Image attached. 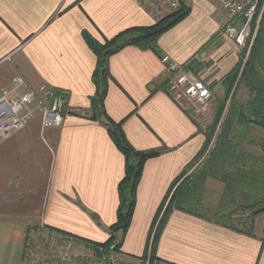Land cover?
I'll return each mask as SVG.
<instances>
[{
    "label": "crops",
    "instance_id": "obj_1",
    "mask_svg": "<svg viewBox=\"0 0 264 264\" xmlns=\"http://www.w3.org/2000/svg\"><path fill=\"white\" fill-rule=\"evenodd\" d=\"M185 1L188 16L158 38L156 52L126 47L108 60L106 116L122 124L135 151L158 153L143 165L133 215L119 236L116 255L121 261L148 255L153 223L186 179L195 183L188 185L189 196H182L187 185L180 186L183 208L171 209L152 264H264L262 218L244 233L214 217L227 189L221 174L234 178L238 166L252 163L224 160V169L210 163L219 168L198 174L207 162L196 159L204 131L191 119L189 108L168 94L163 55L207 86V112L210 103L215 107L224 101L243 61L223 33L227 18L215 0ZM156 22L148 4L134 0H0V96L20 74L30 88L47 86L66 100L60 128L44 129L37 115L23 130L0 141V264L21 263L29 226L68 235L77 244L101 245L110 238L125 164L105 125L91 119L96 58L83 35L102 45ZM257 50L249 65L264 83V48ZM247 91L243 79L229 111L232 118L250 104ZM252 127L226 131L249 147L251 132L257 131Z\"/></svg>",
    "mask_w": 264,
    "mask_h": 264
},
{
    "label": "trees",
    "instance_id": "obj_2",
    "mask_svg": "<svg viewBox=\"0 0 264 264\" xmlns=\"http://www.w3.org/2000/svg\"><path fill=\"white\" fill-rule=\"evenodd\" d=\"M188 14L189 8L182 4L179 10L173 12L165 18L160 19L153 26L125 31L112 40L105 41L102 45L92 39L88 34L85 33L83 35L88 48L96 58L95 69L92 74V80L95 86V94L90 99L91 119L105 125L115 147L123 156L125 164L124 176L118 184L119 206L117 210V222L108 230L110 238L106 243L101 245L80 242L83 245H91L94 248H103L107 251L113 248V251H118L121 242L119 238L121 237V234L124 235L126 232L133 215L136 188L141 177L143 165L148 160L158 156L157 152L142 153L135 151L128 144L124 137L121 129L122 124H115L106 116L103 104L107 92V82L110 79L108 60L111 56L115 55L126 47H137L156 52V43L158 38L182 22L188 16ZM262 40H264V29H260L258 31L255 37L256 42L254 41L256 43L255 47ZM243 79L248 82L249 92L251 95H254V98L250 101L246 111L234 113L235 117L238 114L236 119L232 118L230 113L228 114L226 123L223 127L224 131H222L218 136L217 144L215 145L213 151L207 156L205 160L207 162L199 168L198 174H201L202 170L210 167L214 169L219 168V166L207 165L210 163L218 164L221 166L220 169H224V160L232 159L240 162L247 160L249 163H252L249 167L247 166V168L238 166L236 168L237 173H234V178H229L224 173L221 174V179L224 181L227 189L225 196L219 203V209L216 210L214 216L217 220V223L220 222L227 224L229 225L228 227H234L236 230L238 229L244 233H250L252 225L254 224V217L264 213V154L263 156L261 155L257 157L244 152L242 150L243 144H241L239 135H233L232 137L229 135L230 132L226 131V128H235L239 126L247 127L250 125L264 131V83L260 80V78H258L255 73V69L249 65V62L248 64H245L242 69L241 80ZM230 80V83L232 84L234 80ZM219 116L220 114L217 117ZM217 120H219V118L215 119V121ZM211 131L212 129L209 130V132ZM207 135L208 132L205 131V142L202 150L196 158L197 160L203 156V153L208 146L209 140L207 142ZM258 147L264 153V145ZM241 164L243 165L244 163ZM190 182L189 180L186 181L185 179L180 186L185 185L186 187L187 185L188 187L189 185L190 187V184L193 181L191 183ZM194 183L195 182L192 184ZM180 186L175 191V195H177L171 198L164 210L163 207L161 208L153 223L151 229V233L153 232V238L151 243H149L151 256L150 264H152V259L154 260V253L158 237L169 214L171 213V209L173 207L176 209L183 208L181 206L182 199H180L178 196ZM189 187L187 188V193L185 192V194L182 196H189ZM227 210H230L231 213L239 211L237 216L242 218L245 217L247 223L243 224V221L241 223L236 222L235 218L231 215L224 216V211ZM59 234L63 235L62 233ZM73 240L76 241L75 239Z\"/></svg>",
    "mask_w": 264,
    "mask_h": 264
},
{
    "label": "built area",
    "instance_id": "obj_3",
    "mask_svg": "<svg viewBox=\"0 0 264 264\" xmlns=\"http://www.w3.org/2000/svg\"><path fill=\"white\" fill-rule=\"evenodd\" d=\"M148 4L158 20L165 13L177 9L178 1L134 0ZM219 11L227 18L223 33L233 41L237 50L249 49L257 32L264 29V0H215ZM168 79V94L190 110V117L198 122L207 105L210 92L207 86L190 74L184 67L161 56ZM25 89L24 92H21ZM66 100L63 94L47 86L30 88L20 74L13 76L9 87L0 96V141L8 140L23 130L37 115L44 129H58L64 120ZM48 233L49 238L30 241L23 252L20 264H150V252L144 259L121 261L113 248L109 251L91 245L75 243L70 237L57 232Z\"/></svg>",
    "mask_w": 264,
    "mask_h": 264
},
{
    "label": "rangeland",
    "instance_id": "obj_4",
    "mask_svg": "<svg viewBox=\"0 0 264 264\" xmlns=\"http://www.w3.org/2000/svg\"><path fill=\"white\" fill-rule=\"evenodd\" d=\"M176 1L179 2V4H177V6H176L177 9L174 10V11H171L170 13L163 14L162 16L159 17V19L157 21H159L160 19L165 18V17L169 16L170 14H172L173 12H176L177 10H179L180 7L182 6V4H184V5L187 4L185 0L184 1H182V0H169L170 3H173V2H176ZM254 41H255V38H254V40L252 42V45H251V47L249 49L246 48L245 50H241L240 51V54L243 57L241 70L237 73L238 76L235 78L234 82L231 84V87L228 90L227 96L224 99V101L222 100L219 103V105H216L215 106L216 108L214 106H211V103H210L209 112H207L208 107L206 106L205 109L203 110V117L197 122L198 126L204 132L205 131L208 132L207 142L209 140L208 146L205 149V151L203 153V156H201V158H200L201 162L205 161L207 156L213 151L215 145L217 144L218 136L220 135V133L222 131H224L223 127H224V125L226 123V119H227V116L229 114V111L231 110V105H232V103L234 101L235 95L238 94L237 93L238 92V86H239L240 82L242 81L241 80V72H242V69L244 67L243 65L248 64V62L250 61L251 57L253 56L252 54L256 50V47L258 48V50H257L258 53L260 52L262 47L264 48V40H262L256 47H255V45H256L255 42L256 41L255 42ZM248 92L249 91H247V93ZM240 96H241V94L237 95V98H239ZM247 98L249 99V102H250L251 100H253L254 95H251V93L249 92V94H247ZM215 109L217 111L215 119L219 118V120H217V121H215V119L213 120ZM219 114H220V116L217 117ZM214 122H215V124H214ZM252 128H256L257 131H255L254 133L251 132V135H250L249 140H248L249 143H250V146L248 147L247 145L244 144V145H242V150L244 152H247L248 154L255 155L257 157H259L261 155L263 156L264 153L258 147V144L262 141L260 146L264 145V133L261 131V129H258L257 127H252ZM211 129H212V131L209 132V130H211ZM220 184H221V182H220ZM210 196H213V193L210 194ZM238 212L239 211H235L234 213H231L230 210H227V211H224L223 215L224 216L231 215L232 217L235 218L236 222H240L241 223L243 221V224L247 223V220H246L245 217L242 218V217L237 216L239 214ZM259 218H262V219H260L258 222H261L262 220H264V213H261V214L255 216L254 219H253L254 222L257 219H259ZM29 228H30V226H29ZM29 228L27 230H25V237H24V240H23V248H22L23 252H25V249L27 248V245L30 243V241H32V239L33 240H38V239L43 238V237L44 238H49L50 237L48 233H46V232L44 233L43 231H40L41 227H39L36 230L35 229H29ZM49 239H51V237ZM75 243H77V242H75ZM113 252H114L115 256H117L116 252L115 251H113Z\"/></svg>",
    "mask_w": 264,
    "mask_h": 264
},
{
    "label": "bare ground",
    "instance_id": "obj_5",
    "mask_svg": "<svg viewBox=\"0 0 264 264\" xmlns=\"http://www.w3.org/2000/svg\"><path fill=\"white\" fill-rule=\"evenodd\" d=\"M257 33H258V32H257ZM202 117H203V113H202V115H199V116H198V120H200ZM148 253H149V252H148ZM146 256H147V255H146ZM146 256H145V257H146ZM149 256H150V255H149ZM145 257H144V258H145ZM144 258H142V259H144Z\"/></svg>",
    "mask_w": 264,
    "mask_h": 264
}]
</instances>
